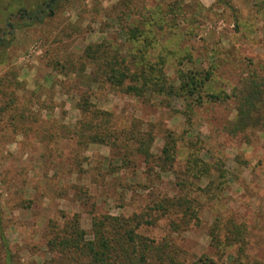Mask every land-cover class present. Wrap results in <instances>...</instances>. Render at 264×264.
<instances>
[{"label":"rangeland","instance_id":"obj_1","mask_svg":"<svg viewBox=\"0 0 264 264\" xmlns=\"http://www.w3.org/2000/svg\"><path fill=\"white\" fill-rule=\"evenodd\" d=\"M116 1L72 0L65 11L30 27L21 28L24 21L20 18L9 20L16 30L5 27L6 16L0 20V30L15 33L0 32L9 43L4 51L8 63L0 66V215L16 264L57 263L59 258L47 247L51 223L62 227L65 220L78 214L89 235L94 216L128 217L146 205L143 186L153 183L146 179L144 166L139 164L135 174L118 168L114 171L118 174L112 173L108 159L115 157L116 150L107 144L79 146L75 132L81 119L77 105L89 90L84 87L87 79L74 71L94 67L82 59L88 45L118 39V28L106 26L109 22L104 16ZM258 1L232 0L241 20V26L235 28L231 12L218 0H187L193 7L183 25L184 36L172 37L168 46L191 52L205 66L213 51L220 52V60L229 53L228 63L218 72L216 87L230 92L244 69L264 68V8L255 5ZM155 3L134 0L137 12L142 5L152 8ZM170 75L174 78L172 67ZM90 102L94 108L114 114L113 128L122 129L133 119L152 124L156 154L167 131L186 137L188 126L176 113L183 109L180 101L166 109L100 84L93 87ZM236 119L231 100L227 106L204 108L191 129L193 138L188 141H204L215 155L227 160L230 174L223 205H206L201 225L175 237L188 263L204 255L218 262L209 233L216 215H232L249 227V259L264 264V134L249 133L251 144L242 137L231 138L224 125ZM237 157L248 165L237 163ZM172 180L170 175L162 176L156 189L170 190ZM165 225L162 221L157 228L143 227L140 233L159 240L167 233ZM236 248L227 255L234 254ZM6 256L0 240V264H6Z\"/></svg>","mask_w":264,"mask_h":264},{"label":"trees","instance_id":"obj_2","mask_svg":"<svg viewBox=\"0 0 264 264\" xmlns=\"http://www.w3.org/2000/svg\"><path fill=\"white\" fill-rule=\"evenodd\" d=\"M70 2L72 0H0V20L6 16L5 27L15 29L9 20L20 18L24 21L21 28L30 27L54 18L65 11ZM218 2L231 12L235 28H239L240 13L232 0ZM255 5L264 8V0ZM191 7L187 0H156L154 7L142 5L141 12H137L134 0H117L112 11L104 16L109 22L106 26L112 24V28H118V39L90 44L84 50L83 61L94 67L74 71L76 76L87 79L84 87L89 90L77 105L81 112L75 131L77 144L84 148L92 144L111 146L116 150L115 157L108 159V166H113L112 173L118 174L114 172L118 168L133 170L135 174L141 164L146 179L153 185L143 186L147 192L146 205L140 212L128 217L94 216L89 235L78 214L65 220L62 227L51 223L47 247L59 258L56 264H260L250 260L247 253L249 227L232 215H216L209 233L211 244L218 252V262L204 255L188 263L185 250L175 240L201 225L200 215L206 205L222 206L229 189L227 160L215 155L201 139L188 141L193 138L191 129L199 113L207 107L227 106L232 100L237 119L224 125L225 133L233 139L242 137L247 144L253 140L249 133L264 134V68L250 69L249 66L240 74L237 84L230 87V92L217 90L218 72L228 63L229 53L220 60L223 59L220 52L213 51L209 65L205 66L191 52L168 46L172 37L184 36L183 25L188 23ZM4 29L0 32L5 35L15 34ZM8 47L6 38L0 37V66L8 63V54L4 52ZM169 67L174 70V78L169 76ZM100 84L166 109H171L175 101L182 102L183 109L176 113L188 126L187 138L167 131L164 145L156 154L152 124L133 119L122 129L113 128L114 114L96 109L90 102L93 87ZM236 159L237 163L248 165V161ZM164 175L173 178L168 191L156 189ZM162 221L166 222L167 233L161 239L140 233L143 227L157 228ZM0 240L7 254L6 264H16L1 215ZM234 247H237L235 253L227 255ZM224 259L228 262H223Z\"/></svg>","mask_w":264,"mask_h":264}]
</instances>
